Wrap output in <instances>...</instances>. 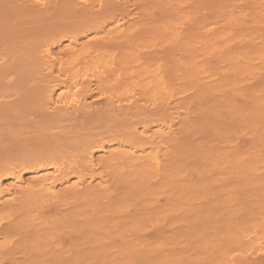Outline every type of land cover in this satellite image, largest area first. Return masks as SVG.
Here are the masks:
<instances>
[{
	"label": "bare ground",
	"instance_id": "bare-ground-1",
	"mask_svg": "<svg viewBox=\"0 0 264 264\" xmlns=\"http://www.w3.org/2000/svg\"><path fill=\"white\" fill-rule=\"evenodd\" d=\"M124 1L0 0V264H264V0Z\"/></svg>",
	"mask_w": 264,
	"mask_h": 264
},
{
	"label": "rangeland",
	"instance_id": "rangeland-1",
	"mask_svg": "<svg viewBox=\"0 0 264 264\" xmlns=\"http://www.w3.org/2000/svg\"><path fill=\"white\" fill-rule=\"evenodd\" d=\"M130 1V2H129ZM193 2H194V8H193V21H191L192 23H190V25L191 26H193V27H198V26H200L202 23H204V21L207 19V18H213L214 17V15H220V14H222V11L223 12H225V10L227 9V10H229L230 9V7H231V5H238V2L237 1H234V0H192ZM117 2H123V0L121 1V0H117ZM125 2V1H124ZM133 1L132 0H127L126 2H125V4L127 3L128 5H129V8H134V7H136V6H133L134 5V3H132ZM119 3H117V4H119ZM237 3V4H236ZM120 5V4H119ZM121 5H123V3H121ZM240 5H241V2H240ZM131 6V7H130ZM160 6V9L162 8L163 9V7L164 6H162V5H159ZM162 6V7H161ZM167 7V6H166ZM166 7H164V8H166ZM158 8V7H157ZM168 8V7H167ZM166 8V9H167ZM170 9V8H169ZM167 10V11H172L171 9L170 10ZM156 10H159V9H156ZM161 11V10H160ZM160 11H157V12H159L160 13ZM164 11V10H163ZM158 13V15H160ZM167 13V12H166ZM209 20V19H208ZM258 24V25H257ZM254 25H255V27L256 28H258V31L257 32H264V27L261 25V23H258V22H255L254 23ZM255 28V29H256ZM249 42V41H248ZM248 42L247 41H243V42H240L237 46H240L241 45V47H243V46H247L248 45ZM249 45H250V43H249ZM164 49L162 48V51H163ZM210 61L212 62V64L213 65H215V66H217V67H219V64H218V61L215 59V58H211L210 59ZM260 79H264V69H262L261 70V72L257 75V76H255L253 79H251L250 80V85H252L253 83H256V82H259V80ZM236 98V97H235ZM208 99H210V98H208ZM237 99V98H236ZM235 99V100H236ZM234 100V101H235ZM239 101V103L238 104H240V103H242V100L239 98V99H237L235 102L237 103ZM225 117H226V119L225 118H222L223 120H224V122L226 123H228V121H230L229 123H228V125H232L233 127H237L238 126V122H236L235 120H233L230 116L228 117V115H227V113L226 112H224V114H223ZM227 115V116H226ZM228 117V118H227ZM10 118H5V120H3V122H4V124H2L1 125V128L0 129H2L1 130V133H2V135H1V133H0V143H4L3 145H4V147H8L9 148V146L12 144V143H10V145H9V142L11 141L10 139H8V138H10V137H12V136H10V134L8 133L7 134V132H12V134L14 133L15 134V132H16V136L18 135L19 137L21 136H23V138H20L19 140H22V141H25L24 143H25V145H28V143H29V145L30 144H33L34 142V145L33 146H35V144H37V141L38 140H40V139H38V136L40 135V132L38 133V131H36V132H33L34 130H31L30 128H32L31 126L30 127H28V125H24V124H27V123H25L26 121H24L23 123L24 124H22V122L21 121H17L18 122V124H16L15 122L16 121H12L13 119H10V122H14L15 123V126L17 125H20L21 127V129H23V131H19V126L17 127L18 128V130L16 129V127H15V129H14V125H12V124H8V122L9 121H7V120H9ZM16 120V119H15ZM21 120V119H20ZM20 122V123H19ZM22 124V125H21ZM8 125H12V127H8ZM7 127H8V129H7ZM28 128V129H27ZM9 130V131H7V130ZM12 129H14L15 130V132H14V130H12ZM25 129V130H24ZM5 131V133H3L4 131ZM20 133H18V132ZM26 131H28V132H25ZM23 133V134H22ZM33 133V134H32ZM5 134V135H4ZM13 134V135H14ZM32 134V135H31ZM30 135V136H29ZM37 135V136H36ZM209 135V136H208ZM207 136L208 137H210V138H212V136H210V134H208ZM5 136H7L8 138H5ZM27 136H28V139H27ZM33 136V137H32ZM19 137H17V138H19ZM32 137V141L30 140V138ZM35 137V138H34ZM241 137V136H240ZM238 137V138H235L234 140H233V142H232V148L234 149H236V148H238L239 147V149L241 148H243V146L244 147H246L247 145V143H248V141L249 142H252L253 141V138H251L250 136H247V138H245L246 136H243V137ZM249 137H250V139H249ZM3 139H5V140H3ZM239 139V140H238ZM244 139H246L245 141H244ZM7 140V141H6ZM236 142H237V144H236ZM241 142V143H240ZM245 144H244V143ZM6 143H7V146H6ZM234 144V145H233ZM236 145V146H235ZM242 145V146H241ZM32 145H30V147H33ZM33 149V148H32ZM244 149V148H243ZM246 192H248V190L246 189ZM246 192L244 193V194H246ZM217 193V192H216ZM220 193V192H219ZM220 194H222V193H220ZM247 195V194H246ZM249 195V194H248ZM248 195H247V197L246 198H248ZM253 195V197H254V199H255V201H257L259 198L257 197V196H255L254 194H252ZM241 196V195H240ZM243 196V195H242ZM242 196H241V198H242ZM250 196H251V194H250ZM211 197V200H213L214 198L216 199V200H213V201H211V200H208L209 202H211V203H214L215 202V205H217L216 203H218V202H221V203H224L225 202V200H226V195H224V194H222V195H219V194H217V195H215V197L212 195V196H210ZM212 197H213V199H212ZM219 197V198H218ZM222 197V198H221ZM244 197H245V195H244ZM253 197H251V198H253ZM225 198V199H224ZM241 198H239L240 200H241ZM250 198V197H249ZM207 199H209V197H207L206 198V200H205V202L207 201ZM218 200V201H217ZM242 200H245L244 198L242 199ZM248 199H246V201H247ZM260 200V199H259ZM259 200L257 201V202H255V204L256 203H258L259 202ZM249 201H250V199H249ZM248 201V202H249ZM251 201H252V199H251ZM254 201V200H253ZM209 202L207 203V204H209ZM247 202V203H248ZM242 203H245V204H247L246 202H242ZM203 204H204V202H203ZM206 204V205H207ZM251 204V203H250ZM219 205V204H218ZM252 205H253V202H252ZM248 206H249V203H248ZM60 241H62V244H63V246H65V245H67L68 244V237L67 236H65V237H61L60 239H59ZM61 246V245H60ZM191 263V261L188 263V264H190ZM194 262H192L191 264H193ZM196 263H201V262H196ZM203 264V263H202Z\"/></svg>",
	"mask_w": 264,
	"mask_h": 264
}]
</instances>
